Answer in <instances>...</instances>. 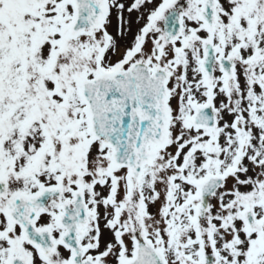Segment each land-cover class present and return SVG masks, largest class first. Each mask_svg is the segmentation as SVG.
I'll list each match as a JSON object with an SVG mask.
<instances>
[{"label": "snow or ice", "instance_id": "snow-or-ice-1", "mask_svg": "<svg viewBox=\"0 0 264 264\" xmlns=\"http://www.w3.org/2000/svg\"><path fill=\"white\" fill-rule=\"evenodd\" d=\"M0 264H264V0H0Z\"/></svg>", "mask_w": 264, "mask_h": 264}]
</instances>
